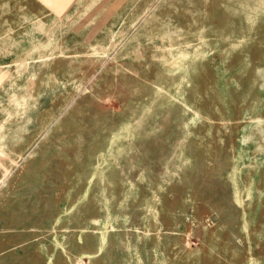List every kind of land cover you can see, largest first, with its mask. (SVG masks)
Returning a JSON list of instances; mask_svg holds the SVG:
<instances>
[{
	"label": "rangeland",
	"instance_id": "374dc122",
	"mask_svg": "<svg viewBox=\"0 0 264 264\" xmlns=\"http://www.w3.org/2000/svg\"><path fill=\"white\" fill-rule=\"evenodd\" d=\"M0 264H264V0H0Z\"/></svg>",
	"mask_w": 264,
	"mask_h": 264
},
{
	"label": "crops",
	"instance_id": "0c3cea01",
	"mask_svg": "<svg viewBox=\"0 0 264 264\" xmlns=\"http://www.w3.org/2000/svg\"><path fill=\"white\" fill-rule=\"evenodd\" d=\"M35 169H36V168L32 167V165H29V170H28V172H30V171H34ZM34 173H36V172H34ZM34 173H33V174H34ZM30 175H31V174H30ZM30 175H29V176H30ZM29 176H28V177H29ZM32 178H33V180H35V179H36V174H34V175L32 176ZM27 179H28V178H27Z\"/></svg>",
	"mask_w": 264,
	"mask_h": 264
}]
</instances>
